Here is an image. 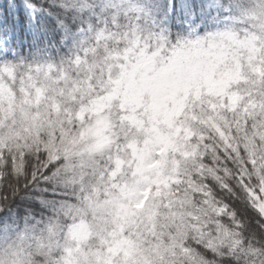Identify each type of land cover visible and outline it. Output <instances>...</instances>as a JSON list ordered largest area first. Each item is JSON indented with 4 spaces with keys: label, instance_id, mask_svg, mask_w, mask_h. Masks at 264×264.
I'll return each mask as SVG.
<instances>
[{
    "label": "snow or ice",
    "instance_id": "obj_1",
    "mask_svg": "<svg viewBox=\"0 0 264 264\" xmlns=\"http://www.w3.org/2000/svg\"><path fill=\"white\" fill-rule=\"evenodd\" d=\"M53 3L71 54L0 65V264H264V0Z\"/></svg>",
    "mask_w": 264,
    "mask_h": 264
},
{
    "label": "rangeland",
    "instance_id": "obj_2",
    "mask_svg": "<svg viewBox=\"0 0 264 264\" xmlns=\"http://www.w3.org/2000/svg\"><path fill=\"white\" fill-rule=\"evenodd\" d=\"M20 2L23 4V8L16 9L17 8V0H10V7L12 11H15L13 13L14 17H12V12L10 13V19H15L18 22L20 21L21 14L23 15V21L26 18L27 21L25 23L26 29H30L31 26V20L32 23L35 25L38 23L39 20H42L43 18V9L44 7L38 6L35 3L29 1V0H20ZM5 4V2H4ZM1 3L2 5H4ZM13 6V7H12ZM42 12V13H41ZM6 15L4 8L2 7V10L0 11V61L2 60V55L7 54L9 50V44L12 41V35L8 31L1 29V25L6 23ZM223 26V25H222ZM68 40L70 41V38H64V45L68 44ZM23 50V48L21 49ZM20 54V56H19ZM10 57L12 60H4L0 63V65H16L17 63H23V62H32L36 58V53L33 51L24 53V52H13L10 53ZM211 80V77H209ZM213 88H220L222 89L224 85L223 80H215L211 81ZM82 118V115H81ZM105 132V127L103 122H97V127L92 132V135L97 137H102ZM154 165H148V164H142L143 168H149ZM122 195L124 199L127 200V203H124L123 200L115 204V216L121 224H126L128 220L130 219L131 215L133 214L132 210H135L136 212L142 211L150 196L151 192V185L149 187L142 190L141 193L137 194L135 192H132L131 190L124 191V189L121 190ZM113 214L109 210H105L101 215L95 218V223L100 229H103L108 223L114 222L112 218ZM152 216L155 217V211H153ZM91 219V218H90ZM166 222V217L162 215L160 217L159 223L163 224ZM123 231V227H121V232ZM74 235L77 238H84L87 239L89 235V229L87 224H82L78 226L74 232ZM112 248L114 249L115 254H119L120 252H123L126 258H132L135 256L136 249L134 247V242L128 239L127 237L120 236L119 239L114 238ZM99 259V257H98Z\"/></svg>",
    "mask_w": 264,
    "mask_h": 264
},
{
    "label": "trees",
    "instance_id": "obj_3",
    "mask_svg": "<svg viewBox=\"0 0 264 264\" xmlns=\"http://www.w3.org/2000/svg\"><path fill=\"white\" fill-rule=\"evenodd\" d=\"M9 1L10 0H0V5L5 2L2 7L7 13L6 27H10L15 38L22 43L24 52L26 51V48H29L38 54L37 56L39 58L44 56V59L52 61H59L71 54L72 49L75 47V42L71 39L68 41L67 45H64L63 40L66 36L64 25H67L73 33H78L80 28L84 26L78 20L73 19L74 9H65L60 4L53 3V0H29L38 6L44 7L42 10L44 16L42 20H39L35 25L31 20L30 29H26L24 26L27 21L26 18L23 21L22 27L17 20L14 18L10 19V13L12 12V17H14L13 13H15V11H12ZM17 1L18 6L16 9L23 8L24 6L20 0ZM2 7L0 6V11L2 10ZM61 21L64 23L61 24ZM14 45L15 46H13L12 49H16V44ZM46 54H49L50 56L47 58L45 56ZM12 179L15 180V176ZM20 183L23 185V180H21ZM35 187V185L32 186V188ZM30 193H32V189H28V191H20L18 189L17 192L12 193V196L16 197V199H25L30 198ZM10 210L15 211L14 203ZM45 214H50V210L46 211Z\"/></svg>",
    "mask_w": 264,
    "mask_h": 264
}]
</instances>
